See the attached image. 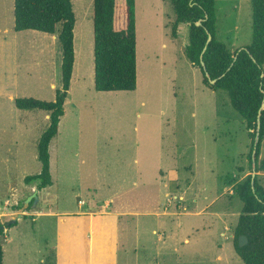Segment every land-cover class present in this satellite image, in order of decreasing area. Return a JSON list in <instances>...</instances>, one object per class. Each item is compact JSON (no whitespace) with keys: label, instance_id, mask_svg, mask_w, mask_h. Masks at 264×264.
Returning a JSON list of instances; mask_svg holds the SVG:
<instances>
[{"label":"rangeland","instance_id":"374dc122","mask_svg":"<svg viewBox=\"0 0 264 264\" xmlns=\"http://www.w3.org/2000/svg\"><path fill=\"white\" fill-rule=\"evenodd\" d=\"M72 2L75 62L50 143L53 184L33 206L25 201L37 184L25 177L41 171L37 145L49 116L18 109L15 99H55L61 26L17 32L14 0H0L2 263L90 264L92 233L84 218L75 229L67 215L90 209L105 217L109 264H244L233 244L243 206L235 190L252 174L251 138L227 91L207 88L190 62L189 29L174 38L172 4L136 0L137 88L98 91L93 0ZM216 15L217 37L231 51L250 45L251 0H216ZM258 163L264 187V140Z\"/></svg>","mask_w":264,"mask_h":264},{"label":"trees","instance_id":"16d2710c","mask_svg":"<svg viewBox=\"0 0 264 264\" xmlns=\"http://www.w3.org/2000/svg\"><path fill=\"white\" fill-rule=\"evenodd\" d=\"M164 1H169L174 9L172 36L178 37L181 23L188 25L189 40L185 51L192 65L200 69L203 84L211 90L227 91L232 106L245 119L251 138L248 158L252 166L258 112L264 99V0H251L252 41L240 51H231L217 37L216 0ZM93 5L95 89L104 92L134 91L137 88L136 0H93ZM198 21L200 25H197ZM75 23L72 0H14L15 31L36 30L55 34L58 25L61 26L58 41L63 53L62 85L55 99H15L18 109H40L49 116L48 126L37 145L41 171L25 177V182L36 183L38 190L53 184L50 143L59 133L71 85L75 61ZM209 34L212 38L207 42ZM263 140L264 110L257 145L256 172L259 170ZM253 181L249 174L236 185L235 196L242 201L243 206L235 225L233 244L244 264H264V187L258 174ZM13 225L12 221L7 223L8 227ZM2 232L0 230V234ZM242 235L248 239L244 246L239 245ZM2 260L0 243V264Z\"/></svg>","mask_w":264,"mask_h":264},{"label":"crops","instance_id":"0c3cea01","mask_svg":"<svg viewBox=\"0 0 264 264\" xmlns=\"http://www.w3.org/2000/svg\"><path fill=\"white\" fill-rule=\"evenodd\" d=\"M183 27L187 28L188 32V25L186 23H181L179 25V30H181ZM20 32V31H18ZM75 62V61H74ZM74 70V69H73ZM94 212L90 209H86L81 212H73L69 213L67 215H70L72 219L73 228L78 229L82 225H84V221H78L75 223L76 219L78 218H84L85 222L87 223V227L89 228L90 232L92 233V240L90 239L87 241V244H89L87 251L89 254V262L90 264H109L108 262V255L103 258L104 254L107 253L109 250L111 251V247H109L107 241L103 239V230L101 228V222L103 218V215H97L93 214ZM66 222V219H64ZM86 249V246H85ZM113 252V250L111 251ZM45 259V258H44ZM4 260V258H3ZM43 261V260H42ZM4 264V263H2Z\"/></svg>","mask_w":264,"mask_h":264},{"label":"water","instance_id":"95a60500","mask_svg":"<svg viewBox=\"0 0 264 264\" xmlns=\"http://www.w3.org/2000/svg\"><path fill=\"white\" fill-rule=\"evenodd\" d=\"M201 24V22L200 21H198L197 22V25H200ZM211 35L209 34V36H208V40H207V42H209L210 40H211ZM241 49H243V48H241ZM240 49V50H241ZM239 50V51H240ZM236 58V57H235ZM203 67H204V70H206V67H205V65H204V63H203ZM263 74H264V72H263ZM206 75L208 76V73H206ZM212 82H215V80H212ZM264 110V99H263V101H262V104H261V106H260V108H259V112H258V123H257V134H256V137H255V140H254V144H253V151H252V183H254V178H255V176H256V174H257V172H256V163H257V145H258V142H259V131H260V127H261V116H262V111ZM38 200H39V197H38V189H36V190H34V192L27 198V200L25 201V204L27 205L30 201H32V205L33 206H35L36 204H37V202H38ZM22 216V214L21 213H19L18 215H17V218H20ZM17 218L16 219H13L12 220V222L14 223L16 220H17ZM2 227V226H1ZM0 227V228H1ZM247 241H248V239H247V237L246 236H240L239 237V245L240 246H244L246 243H247Z\"/></svg>","mask_w":264,"mask_h":264}]
</instances>
